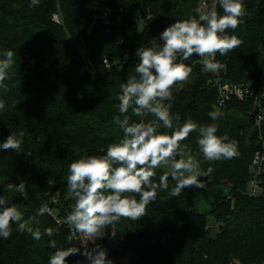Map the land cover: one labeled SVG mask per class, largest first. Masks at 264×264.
Here are the masks:
<instances>
[{
  "label": "trees",
  "instance_id": "trees-1",
  "mask_svg": "<svg viewBox=\"0 0 264 264\" xmlns=\"http://www.w3.org/2000/svg\"><path fill=\"white\" fill-rule=\"evenodd\" d=\"M209 1L210 3L213 0ZM30 0H0V51L15 53L10 79L0 88L5 110L0 113V142L10 131L26 135L20 154L0 151V195L20 206L24 219L41 233L57 229L52 237L35 241L13 225L12 236L0 238V264H48L58 248L73 245L83 252L81 238L64 223L73 201L67 193L69 164L84 155H101L122 132L114 122L120 85L134 70L136 49L147 46L175 20L195 15L197 7L206 11L202 0H40L29 8ZM245 16L235 34L241 45L216 59L225 67L224 82L253 83L256 93L264 89V0H243ZM111 10L107 29L95 15ZM220 14L223 10L216 4ZM58 14L59 21L54 19ZM94 23V24H93ZM94 28L88 32L90 25ZM78 43L87 46L86 67ZM127 57V59H126ZM108 58L112 64L106 65ZM194 55L184 63L192 73L182 86L172 88L171 111L181 120L192 118L199 124L212 123L210 111L223 112L217 121V135L227 134L238 145V156L201 167L214 168L205 185L226 184L230 192L215 200L211 214L220 222V231L208 233L209 221L195 205L189 188L179 197L160 192L138 222L122 218L106 232L114 231L119 245L112 255H132L126 264H244L264 261V194L246 193L251 164L260 148V131L247 117L251 101L235 97L218 106L219 91L198 65ZM126 59V60H125ZM253 86V85H252ZM264 135V129L262 131ZM196 133L184 143L198 154ZM164 172L157 169L156 180ZM27 185L28 197L9 192V183ZM175 181L169 180V187ZM264 185V178H263ZM137 199L139 197L137 196ZM46 203L48 211L38 215ZM67 264H87L80 254L67 258Z\"/></svg>",
  "mask_w": 264,
  "mask_h": 264
},
{
  "label": "clouds",
  "instance_id": "clouds-1",
  "mask_svg": "<svg viewBox=\"0 0 264 264\" xmlns=\"http://www.w3.org/2000/svg\"><path fill=\"white\" fill-rule=\"evenodd\" d=\"M39 3L40 0H30L28 6L36 8ZM216 4L223 14L217 11ZM194 11L195 15L167 26L150 46L136 49L138 62L120 85L119 102L115 105L118 115L114 122L122 136L109 143L103 154L81 156L68 166L67 193L73 203L64 223L95 247H84L81 252L75 245L58 248L56 241L51 240L49 246L55 251L48 264H67V258L76 254L86 257L87 264H113L107 249L96 243L112 225L122 218L141 220L160 192L175 198L187 188H203L205 182L199 178H209L214 168L201 170L197 155L202 154L207 162L238 156L237 142L227 134L217 135V121L225 115L223 112L210 111L208 116L213 122L199 124L190 117L182 121L179 114L171 111L172 88L186 82L192 73V67L184 61L198 56L203 70L215 72L221 67L217 53L227 55L242 43L235 34L228 33L243 22L246 13L243 0H216L209 10L197 7ZM14 55L11 50L0 51V88L7 89L4 82L10 79ZM4 110L5 102L0 100V113ZM193 133L197 134L198 154L184 143ZM25 135L23 130L10 131L0 142V151L29 155L22 147ZM162 166L168 170L156 180L157 169ZM170 179L175 181L171 189ZM7 190L28 197L24 181L9 183ZM47 211V204L42 203L38 215ZM14 224L20 233L29 234L35 241H40L43 235L52 237L58 231L49 227L41 233L39 227L24 219L19 205L10 204L0 195V238L9 239Z\"/></svg>",
  "mask_w": 264,
  "mask_h": 264
},
{
  "label": "built area",
  "instance_id": "built-area-1",
  "mask_svg": "<svg viewBox=\"0 0 264 264\" xmlns=\"http://www.w3.org/2000/svg\"><path fill=\"white\" fill-rule=\"evenodd\" d=\"M203 7H209L208 0H202ZM111 10L110 8H104L95 15V20H99L106 26L107 29L110 28L112 23L111 18ZM54 19L59 21L58 14H54ZM94 24V23H93ZM91 24L88 32L91 33L94 25ZM159 39V35L156 37ZM80 49V54L84 60V64L86 67L87 62V54L86 52L87 46L85 43H78L77 44ZM149 43L147 46H150ZM146 46V47H147ZM127 59V57H126ZM125 59V60H126ZM200 58L196 56V58L192 61L193 65H198L200 70L203 74L209 75L208 81L215 87H217L219 91V98H218V106L223 107L227 101L231 100L232 98H236L241 101H251L253 103V107L248 110L247 117L252 121L254 127H256L260 131V148L256 151L255 156L253 158V162L251 164V179L248 183V187L246 193L250 196H259L264 194V185H263V178H264V135L262 133L264 129V89L261 92L256 93L254 90L253 83H240V84H232L228 82H224V73L225 67L221 66L215 72H207L203 70L202 65L199 63ZM217 60V59H216ZM106 65L110 66L112 63L109 62L108 58L104 59ZM253 85V86H252ZM227 264H243L239 260H231ZM253 264H264V262H254Z\"/></svg>",
  "mask_w": 264,
  "mask_h": 264
},
{
  "label": "rangeland",
  "instance_id": "rangeland-1",
  "mask_svg": "<svg viewBox=\"0 0 264 264\" xmlns=\"http://www.w3.org/2000/svg\"><path fill=\"white\" fill-rule=\"evenodd\" d=\"M216 3V0H213V4ZM211 7L207 8L209 10ZM86 54V52H84ZM182 86V83H179L175 88H179ZM164 171H167L168 169L165 167H161ZM201 170L202 167H201ZM199 179L205 180V177H200ZM190 194L192 196V199L197 206V208L206 215L209 226H211V234L216 235L220 231V222H218L214 216L211 214V209L213 202L215 200L220 199L221 197L227 195L230 192V188L226 184H212V185H205L203 188H198L196 186H193L189 188ZM114 232V231H113ZM81 238L82 244H83V250L84 247H87L89 249L95 247V245L91 241H87L86 238L83 236H79ZM104 240V237L102 239H99L96 241V243L101 244V241ZM119 240L116 238V234L113 237L112 233L110 236L105 240L104 245H102L104 248L108 251V258L112 260L113 264H126L127 262H130V260L133 258L132 255L129 256H123L118 257L112 255V251L117 248L119 245ZM241 262V261H240ZM264 262V261H261ZM243 263V262H242ZM244 264V263H243Z\"/></svg>",
  "mask_w": 264,
  "mask_h": 264
},
{
  "label": "water",
  "instance_id": "water-1",
  "mask_svg": "<svg viewBox=\"0 0 264 264\" xmlns=\"http://www.w3.org/2000/svg\"><path fill=\"white\" fill-rule=\"evenodd\" d=\"M213 5V2L210 3V7ZM208 233H211V226L208 227Z\"/></svg>",
  "mask_w": 264,
  "mask_h": 264
}]
</instances>
